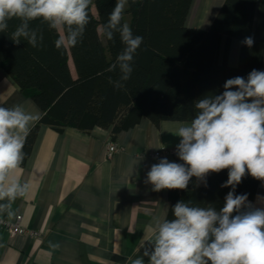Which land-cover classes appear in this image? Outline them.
Returning <instances> with one entry per match:
<instances>
[{
	"label": "trees",
	"instance_id": "obj_1",
	"mask_svg": "<svg viewBox=\"0 0 264 264\" xmlns=\"http://www.w3.org/2000/svg\"><path fill=\"white\" fill-rule=\"evenodd\" d=\"M192 0H129L133 33L143 37L134 58L133 73L117 89L119 72L106 69L123 49L117 35L109 41L103 25L116 0H93L90 23L75 47L57 50V33L41 21L30 27L43 35L41 46L26 40L15 45L9 38L20 21H9L0 33V65L30 94L42 109V119L31 130L24 147L26 161L41 124L62 132L67 126L89 130L96 125L110 128L112 138L146 116L155 124L162 120H188L195 114L194 101L206 94H220L229 78H247L253 69L264 71V0H225L207 29L186 25ZM95 6L96 12L93 7ZM125 22V20H124ZM101 28V30H100ZM222 36L226 37L223 62L218 60ZM254 37L249 48L241 43ZM240 40L239 61L228 63L230 43ZM73 62V68L70 65ZM227 170L207 177V187L196 186L193 177L187 190H168L170 208L178 201L219 210L230 187L222 188ZM261 181L246 175L236 194L252 199Z\"/></svg>",
	"mask_w": 264,
	"mask_h": 264
},
{
	"label": "clouds",
	"instance_id": "obj_2",
	"mask_svg": "<svg viewBox=\"0 0 264 264\" xmlns=\"http://www.w3.org/2000/svg\"><path fill=\"white\" fill-rule=\"evenodd\" d=\"M134 3L135 0H132ZM93 0H0V33L9 21L20 23L9 37L15 45L26 40L36 48L43 35L30 27L41 21L48 28L63 33L54 40L57 50L75 47L82 41L90 23ZM129 0H116L103 25L109 41L119 36L123 49L106 71L119 72L114 87L131 78L134 58L143 37L135 35L124 22ZM254 37L241 43L249 48ZM220 94H206L193 103V118L173 134L180 138L175 146L179 161L159 158L144 179L151 190H187L193 177L196 186L207 187V177L227 170L222 188L231 190L223 206L202 207L178 201L171 207L172 218L153 220V235L141 246V254L130 264H264V206L257 207L248 194H236V187L246 175L264 184V71L253 69L247 78H229ZM42 119L38 111L25 103L11 107L0 105V215H16L12 204L24 198L28 182L12 177L22 169L24 147L34 125ZM142 159H131L129 170L138 171ZM264 205V197L257 196ZM3 222V221H0Z\"/></svg>",
	"mask_w": 264,
	"mask_h": 264
},
{
	"label": "crops",
	"instance_id": "obj_3",
	"mask_svg": "<svg viewBox=\"0 0 264 264\" xmlns=\"http://www.w3.org/2000/svg\"><path fill=\"white\" fill-rule=\"evenodd\" d=\"M224 1L192 0L186 25L209 28ZM225 45L222 36L219 62ZM239 51L240 40L233 38L230 65L238 64ZM17 103L42 115L33 97L0 65V105ZM188 122L155 124L144 116L116 134L113 139L122 150L112 157L105 151L110 128L67 126L60 132L41 124L22 169L12 173L30 185L28 194L12 204L16 215L22 214L26 232L12 233L0 222V264H130L152 237L154 218L167 217L170 208L168 190L152 191L144 184L146 173L159 158L181 162L175 154L180 138L173 134ZM134 158L143 160L133 174L129 163ZM258 195L264 197L262 182L249 201L264 206Z\"/></svg>",
	"mask_w": 264,
	"mask_h": 264
},
{
	"label": "built area",
	"instance_id": "obj_4",
	"mask_svg": "<svg viewBox=\"0 0 264 264\" xmlns=\"http://www.w3.org/2000/svg\"><path fill=\"white\" fill-rule=\"evenodd\" d=\"M122 150V147L112 138L106 142L105 151L108 157H112L116 152ZM165 151H157L155 154L164 153ZM0 221L3 226L8 228L12 233L26 232L25 226L22 224V214H17L14 218L9 219L2 217Z\"/></svg>",
	"mask_w": 264,
	"mask_h": 264
},
{
	"label": "rangeland",
	"instance_id": "obj_5",
	"mask_svg": "<svg viewBox=\"0 0 264 264\" xmlns=\"http://www.w3.org/2000/svg\"><path fill=\"white\" fill-rule=\"evenodd\" d=\"M126 6H127V5H126ZM93 9H94V12H96V8H95V6L93 7ZM129 19H130V13H126L125 16H124L125 23L130 24ZM100 30H101V28H100Z\"/></svg>",
	"mask_w": 264,
	"mask_h": 264
}]
</instances>
